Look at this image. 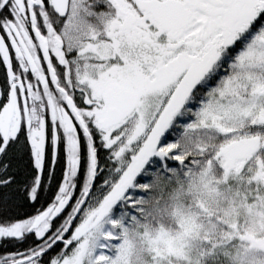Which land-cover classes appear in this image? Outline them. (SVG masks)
I'll return each instance as SVG.
<instances>
[{"label": "snow or ice", "instance_id": "snow-or-ice-1", "mask_svg": "<svg viewBox=\"0 0 264 264\" xmlns=\"http://www.w3.org/2000/svg\"><path fill=\"white\" fill-rule=\"evenodd\" d=\"M0 264H264V0H0Z\"/></svg>", "mask_w": 264, "mask_h": 264}]
</instances>
